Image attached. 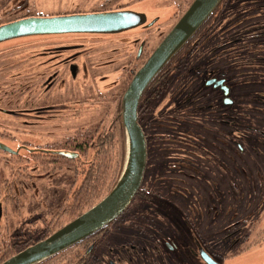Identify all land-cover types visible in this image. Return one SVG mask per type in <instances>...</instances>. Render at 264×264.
I'll list each match as a JSON object with an SVG mask.
<instances>
[{
  "label": "rangeland",
  "instance_id": "1",
  "mask_svg": "<svg viewBox=\"0 0 264 264\" xmlns=\"http://www.w3.org/2000/svg\"><path fill=\"white\" fill-rule=\"evenodd\" d=\"M134 1L0 0L1 24L13 16L29 13L68 14L78 8L90 10L132 2L130 9L144 13L147 19L157 18V24L149 29L136 27L115 36L84 41L65 37L36 39L6 46L11 53L0 55V115L7 114L8 120L5 126L0 125L1 141L12 145L28 138L24 125L16 128L15 123L65 109L62 105L40 103L23 107L24 98L32 99V89L26 96L16 92L28 85L24 74H30L32 69L44 71L47 64H52L53 70L45 79L56 77L54 90L63 91L70 84L81 96L108 93L120 81V70L114 66L134 54L136 63H143L177 21L180 8L188 0ZM225 41L231 49L222 53L216 45H226ZM69 45L76 46V51L64 69L59 66L69 53L63 49ZM31 60L42 65H30ZM60 68L64 70L61 72ZM218 77L225 82L227 94L216 95L208 87L207 82ZM40 78L37 76L36 80ZM178 87L184 92L182 96L191 95L185 108L178 102ZM38 88L34 94L40 91ZM13 91L20 96L9 104L4 94ZM222 97L231 102L220 103ZM142 106L138 121L146 132L147 162L141 190L148 198H136L134 205L139 206L141 201L145 207L142 209L153 217V235L117 229L116 220L86 264H209L200 250L217 264H264V0H226L216 26L199 42L185 67L170 78L155 99L142 102ZM79 107L76 116L64 119L59 122L60 127L56 125L50 130L52 137L66 127L96 125L102 110ZM188 135L196 142L185 141ZM115 138L119 143L117 126ZM39 139L41 136H34L32 140L36 143ZM197 144L205 150L201 161L204 167L193 162L201 152ZM214 150L217 160L212 163L207 154ZM69 182V172H55L28 190L26 196L18 191L13 193L7 207L0 209V239L4 238L1 242L12 244L35 238L32 230L39 231L43 221L56 212ZM0 190L3 192L4 188ZM156 193L159 195L155 197ZM152 201L154 206L145 205ZM64 219L65 216L57 222ZM134 221L131 223L138 227L141 221ZM0 256L2 260L9 257Z\"/></svg>",
  "mask_w": 264,
  "mask_h": 264
},
{
  "label": "trees",
  "instance_id": "2",
  "mask_svg": "<svg viewBox=\"0 0 264 264\" xmlns=\"http://www.w3.org/2000/svg\"><path fill=\"white\" fill-rule=\"evenodd\" d=\"M136 1H141L142 3L147 2L146 0H135L134 2ZM191 1L192 0H188L187 4L180 8L181 11L178 18L188 7ZM132 3L115 6L107 5L90 10L78 8V10L68 11L66 13L128 8L132 5ZM225 7L226 0H221L212 13L199 26V28L180 46V48L162 67V69H160V71L153 77L140 98L138 115L144 109L142 102L144 103L146 100L155 99L160 92L164 90V87L168 85L170 78H172L175 74L177 75L183 67H185V63L189 59L190 54L195 50L196 46L203 40L208 32L216 26L218 17ZM58 14L64 13H29L16 17L13 16L12 18L6 19L2 23L33 15L51 16ZM140 28L144 29L145 27L141 26ZM149 28H151V26L147 29ZM105 35L115 36L118 34H59L22 37L0 43V55L2 54L5 57L10 54V50L5 47L18 43L19 41L26 42L36 39H57L61 37L84 41L85 39L104 37ZM217 46L221 47L220 52L222 53L231 49L230 44H218L216 47ZM74 47L76 46L69 45L67 48L64 47L63 50L69 51V53L64 59H61L59 67L64 69L67 68V62L70 61L71 57L75 54H73V52L76 51ZM70 53H72L71 56L69 55ZM134 57L135 54L128 57L123 63L119 62L116 66H114L115 69L120 70V81L117 87L110 88L107 91L108 93L105 94L100 92L97 94L81 96V93L75 90L70 84L66 85L63 88V91L54 90V86L57 82L55 81L56 77H54L55 80H52L53 77L50 79L48 78L47 80L45 79L48 73L53 70L50 68L52 64H47L46 68L48 69H44V71L35 72V69H32L29 71L30 74H24L23 80H25V84L28 85L24 86L21 91L16 92L26 96V94L28 95V92L32 89L29 93V95L32 96V99L27 101V99L24 98L23 107L28 104L30 107H34L37 103H40L41 106L62 105L65 109L64 111L61 110L58 113L50 112L49 115H42V117L38 119L28 118L27 122L21 121L19 123H15L16 128L24 125L23 130L28 138L25 137L20 142H14V140H16V136L11 138L12 142L15 144L9 146L13 149H17V152H6L0 149V187L4 188L3 192L0 190V198L2 201L0 202L1 209L3 206L5 208L7 207V203L13 199V193L16 194V191H18L19 195L24 196L28 190L35 187L37 183L45 180L55 172H69L70 182L67 192L65 193V197L57 206L56 212L50 217V219L43 221L44 224L39 231L35 232L32 230V234L35 238L30 237L22 241L13 242L12 244L9 241L4 244L1 242L2 239H4L2 238L0 239V255L10 256L25 246L46 237L92 207L105 197L115 186L122 171L126 150L125 133L122 126L121 116V99L132 75L142 64L138 62L136 63ZM67 58L68 60H66ZM30 63H32L30 65H42V63L40 64L36 60H31ZM53 63L54 65L58 64L55 62ZM27 64V66H30L29 63ZM0 69H2V67H0ZM64 69H61L60 71L62 72ZM37 76L41 78L36 80ZM37 86L40 91L34 94V90L37 89ZM177 90L179 91V93H177L178 98L181 97L178 102L185 108V95L182 96L184 92H181L179 87ZM16 92L13 91L12 93L4 94L9 104L13 102V98H19L20 95ZM37 94L40 96H37ZM9 99L11 101H9ZM79 106H81V110L87 109L88 107H92L93 109L100 108L102 110V113L99 114L96 125L86 126L83 128L76 126L71 129L66 127V130L57 136L54 132V137H52L50 130L56 125L60 127L61 124L59 122L62 121L63 123L64 119L70 116H76L80 111ZM7 116V114H3V116L0 115V125L5 126L4 123L8 120ZM11 124L13 125V121ZM116 126L118 129L119 143H117L115 138ZM27 130H29L28 133ZM34 136H41L42 139L37 140L35 143L33 142L35 140H32ZM60 150L76 152L77 155L75 157H66L59 154ZM5 169H7V173L4 172ZM63 216H65V219L57 222V220ZM108 227L109 224L79 240L78 242L34 264H77L78 262L75 263L76 257L83 255V252L79 253V251L81 249L82 251L86 250L84 245L85 241L106 231ZM1 260L2 256H0V262Z\"/></svg>",
  "mask_w": 264,
  "mask_h": 264
},
{
  "label": "water",
  "instance_id": "3",
  "mask_svg": "<svg viewBox=\"0 0 264 264\" xmlns=\"http://www.w3.org/2000/svg\"><path fill=\"white\" fill-rule=\"evenodd\" d=\"M221 0H192L163 39L151 51L132 75L121 99L122 126L126 150L121 174L111 191L92 207L70 220L46 237L25 246L2 260L0 264H34L78 242L115 220L139 191L147 162L145 133L138 121L140 98L153 77L180 46L199 28ZM157 18L147 19L142 12L128 8L58 14L51 16H27L0 24V43L28 36L59 34H119L136 27L148 28ZM228 89L223 80L210 79L207 84ZM0 149L17 152L0 140ZM59 154L75 157L76 152L60 150ZM209 264L211 257L200 250Z\"/></svg>",
  "mask_w": 264,
  "mask_h": 264
},
{
  "label": "flooded vegetation",
  "instance_id": "4",
  "mask_svg": "<svg viewBox=\"0 0 264 264\" xmlns=\"http://www.w3.org/2000/svg\"><path fill=\"white\" fill-rule=\"evenodd\" d=\"M211 79H215L216 81L217 80H221L222 78L221 77H218V78H211ZM223 80V79H222ZM225 80V79H224ZM225 82H223V84H224ZM208 86H210L211 88H213V91H215V93H216V95L219 93V94H224V91H223V89H222V87L221 86H219V85H217V86H214L213 85V83H210V84H207ZM190 97L191 95H185V102L187 101L186 99H187V97ZM215 102L217 101L216 99L214 100ZM219 102L220 103H224V104H229L230 102H231V100L229 99V98H227V97H222V100L220 101V99H219ZM139 105V104H138ZM216 105V104H215ZM185 106H188V103L187 104H185ZM200 107V106H199ZM202 108V107H201ZM216 110V109H215ZM215 110H213V116L216 118L217 117V115L215 116V112L217 111H215ZM211 112V111H210ZM188 114V113H187ZM211 114V113H210ZM218 115L220 116V112L218 111ZM138 117H139V115H138ZM216 120V122L219 124H221V121H220V119L219 118H216L215 119ZM220 124H219V126H220ZM230 126H231V123L229 124ZM215 130V129H214ZM220 133V132H219ZM146 135V134H145ZM199 137H202V133L200 134L199 133ZM189 140H194L195 142H196V139L195 138H193L192 136H190V135H188L187 136V138H185V141H189ZM215 143L218 145V142H217V140H215ZM197 147H199V149H200V151L201 152H199L197 155H196V157H198V160L197 161H193V162H197L198 164H201V166H205V164L204 163H201V161H204L203 160V156H204V153H203V151H205L204 150V148H202L200 145H198L197 144ZM216 154H217V152L214 150V152H212V153H210V154H207L208 155V157H210L211 159H209V160H211V162L213 163V161L214 160H217V159H215V157H216ZM231 156H233L232 154H229V157H231ZM142 189V185L140 186V189H139V191L135 194V196L133 197V199H132V204H131V202L129 203V205L127 206V208L115 219V220H113L112 222H110L109 223V227H108V229L110 228V226L116 221V220H118L119 221V224L118 225H116V227H117V229L119 228V227H123V228H129L133 233H138V234H146V235H148V236H151V235H153V229H154V226H155V224H154V221H153V217L152 216H148V212H146L147 210H143L142 208H145L144 207V203H142L141 201L139 202V206H136V205H134V200L137 198V199H141V198H143V197H145V198H148L147 197V195H146V193L143 191V190H141ZM157 195H159L158 193H156L155 194V197L157 196ZM151 198V197H150ZM146 204L145 205H147V204H151V206H154V204H153V201L152 202H145ZM131 204V205H130ZM0 209H1V207H0ZM151 210V209H150ZM0 212H2V210H0ZM0 215H1V213H0ZM140 220L141 222H140V224H139V226L138 227H136V224L135 223H131L132 221L133 222H136V221H134V220ZM131 225H133L135 228H136V230H134L133 229V227H131ZM105 234V231L104 232H102V233H100V234H97L95 237H92V238H90V239H88L87 241H85V243H84V245H85V251L83 250L82 251V249L79 251V253H82L83 252V255H81V256H77L76 257V259H75V263H77V264H86L87 262H88V260H89V258H90V256L93 254V250H94V248L96 247V245L98 244V242H99V240L103 237V235ZM130 243H131V241H130Z\"/></svg>",
  "mask_w": 264,
  "mask_h": 264
}]
</instances>
